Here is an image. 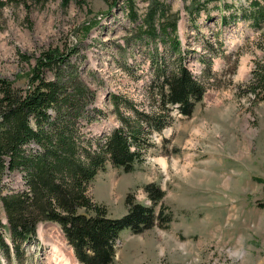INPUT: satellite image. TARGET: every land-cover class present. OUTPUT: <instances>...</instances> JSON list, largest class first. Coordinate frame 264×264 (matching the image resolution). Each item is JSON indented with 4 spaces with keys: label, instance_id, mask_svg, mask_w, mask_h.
<instances>
[{
    "label": "rangeland",
    "instance_id": "1",
    "mask_svg": "<svg viewBox=\"0 0 264 264\" xmlns=\"http://www.w3.org/2000/svg\"><path fill=\"white\" fill-rule=\"evenodd\" d=\"M136 1L142 12L147 3ZM169 1L182 14L179 35L193 51L190 66L200 74L198 57L204 55L213 60V74L195 111L189 117L178 114L155 134L133 170L108 160L91 182L93 202L105 205L112 218L127 213L130 197L152 205L145 190L152 182L165 191L166 213H172L166 227L156 224L141 233L124 229L113 264H264V100L248 89L252 70L264 64V26L258 29L243 19L224 25L220 9L214 8L210 17L198 16L197 30L185 10L190 0ZM242 1L249 3L236 0ZM110 2L5 0L0 6V76L27 88L43 51L68 55L62 70H76L97 95L88 107L93 120L82 121L90 137L120 125L109 93L148 104L144 87L151 73V42H135L133 24L118 6L110 11ZM208 40L217 53L222 50L220 55L204 50ZM45 74L54 79L53 71ZM5 183L6 188L24 187V173L9 172ZM0 221L7 223L1 204ZM3 224L0 230L12 245ZM54 246L72 264H82L56 221H42L18 255L0 246V264H55Z\"/></svg>",
    "mask_w": 264,
    "mask_h": 264
},
{
    "label": "trees",
    "instance_id": "2",
    "mask_svg": "<svg viewBox=\"0 0 264 264\" xmlns=\"http://www.w3.org/2000/svg\"><path fill=\"white\" fill-rule=\"evenodd\" d=\"M143 3L147 5L142 12L136 0H111L109 5V10L118 6L133 24L135 42L149 41L152 49L150 78L144 87L148 104L109 93L120 125L108 134L90 137L83 131L82 121L94 118L88 107L97 95L76 70H62L65 53L43 51L27 88L0 76V204L7 219L0 225L8 228L12 241L8 243L0 230L4 252L18 255L22 244L35 238L42 221H56L83 264H113L124 229L141 233L171 221L172 213H166L163 203L165 191L157 183L145 187L152 205L130 197L128 211L120 218L108 216L106 206L93 202L89 193L91 182L108 160L125 171L133 170L155 134L172 125L177 114L190 116L210 86L213 60L198 57L203 64L200 74L190 66L193 51L179 35L181 11H173L169 0ZM4 4L0 0V6ZM228 7L230 13L222 10ZM214 8L220 9L224 25L243 19L258 29L264 26V0H249L246 6L236 0H190L185 10L200 30L198 16L205 12L210 17ZM126 41L129 45L131 40ZM203 47L212 55L222 52L217 53L209 40ZM257 66L248 89L264 100V64ZM47 70L54 72V79L46 76ZM14 170L24 173V187L6 188L5 178Z\"/></svg>",
    "mask_w": 264,
    "mask_h": 264
},
{
    "label": "bare ground",
    "instance_id": "3",
    "mask_svg": "<svg viewBox=\"0 0 264 264\" xmlns=\"http://www.w3.org/2000/svg\"><path fill=\"white\" fill-rule=\"evenodd\" d=\"M161 162L163 164L164 169H166L168 166L167 162L165 160H162ZM52 253L55 264H72L70 258L62 250L58 249V247L54 246L52 248Z\"/></svg>",
    "mask_w": 264,
    "mask_h": 264
}]
</instances>
